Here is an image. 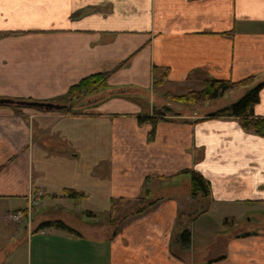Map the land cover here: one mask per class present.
Instances as JSON below:
<instances>
[{
  "label": "crops",
  "instance_id": "0c3cea01",
  "mask_svg": "<svg viewBox=\"0 0 264 264\" xmlns=\"http://www.w3.org/2000/svg\"><path fill=\"white\" fill-rule=\"evenodd\" d=\"M153 66L168 69L173 95L201 89L188 80L194 72L232 82L253 76L252 87L263 85L254 115L264 117V0H0V99L58 103L83 78L114 71L104 91L77 106L86 110L79 116L0 107V240L26 241L24 262L6 264H264V138L244 132L237 119L207 118L223 101L166 117L148 141L152 126L136 117L151 113L152 101L164 103L151 91ZM248 90L227 96L235 103ZM98 123L111 131L108 154L92 134ZM40 139L43 150L35 154ZM65 143L69 156L59 150ZM68 157L109 163V187L99 188L108 200L148 190L153 206L129 217L116 235L67 221L77 235L37 231L52 221L36 224L47 212L38 206L72 205L52 196L73 189L87 201L96 191L84 184L56 191L72 173ZM186 170L209 182L208 197L191 196ZM95 178L88 176L90 185ZM18 212L24 217L12 221ZM210 222L217 227L211 234ZM183 232L190 234L187 246Z\"/></svg>",
  "mask_w": 264,
  "mask_h": 264
},
{
  "label": "trees",
  "instance_id": "16d2710c",
  "mask_svg": "<svg viewBox=\"0 0 264 264\" xmlns=\"http://www.w3.org/2000/svg\"><path fill=\"white\" fill-rule=\"evenodd\" d=\"M125 63H122L116 67V69L122 68ZM114 71L111 72H98L91 74L78 83L72 85L64 97L61 99V103L65 105H71V108L66 111H61L59 113L69 116H79L81 114L77 113L74 110V105L81 106L84 104V99L94 96L95 94L104 91L108 87V81L111 78ZM169 71L167 68L153 66L151 69V91L153 94H159L160 88L167 83ZM196 74V72H194ZM191 75L189 79H195L199 81L198 83L201 85L200 90L190 89L184 95H173L172 93L166 92L162 95L164 100L170 104H179L184 107L197 109L207 102L218 100L224 96V94L229 90H238V89H249L243 97H241L235 104L220 109L214 113L207 115V118H234L237 119L241 129L244 132L251 133L257 137L264 138V117H257L254 115V106L259 102V93L262 89V84L254 85V77L250 76L244 78L237 82H232L229 80H215L211 79L205 75H200L198 77H193L195 75ZM251 88V89H250ZM30 100V99H28ZM168 105V106H169ZM1 107H9L14 111V113H19L27 108L21 106H1ZM41 112V111H39ZM166 112L170 113L171 110L169 107L164 106L161 109L154 108L152 110L151 115L139 114L137 116L138 125L150 124L152 126V130L148 135L147 140L151 141L154 137L155 127L157 123L164 121L167 122ZM179 114V113H178ZM177 114V115H178ZM176 116V115H173ZM182 174H188L190 176V192L193 198L202 197L206 198L210 195V184L206 181L198 172L192 170H186L181 172ZM150 193L148 190L144 191V193L135 198V200H127L126 199H111L110 200V210L107 212V221L110 224H113L116 220L113 215L116 212L115 204L119 202V204H123L126 202H137L138 205L135 207L134 215H140L145 212V210L151 206H153L154 202L149 200ZM53 198L56 195L52 196ZM61 197L66 199L82 200L85 195L82 192H77L73 189H63L61 191ZM141 204H147V206L139 207ZM132 211V209H131ZM90 213V212H87ZM128 214L124 215L123 219H126ZM96 216V215H95ZM94 217V216H93ZM93 219L96 220L94 217ZM92 219V220H93ZM126 222V221H125ZM123 224H121L122 226ZM120 226V228H121ZM45 228H56L67 231L70 234L77 235L75 231L70 229L61 221H50L41 223L37 227V231L43 230ZM119 228V229H120ZM118 229L114 231L113 234L116 235ZM190 234L189 232H183L181 235V244L183 246H187L189 244Z\"/></svg>",
  "mask_w": 264,
  "mask_h": 264
},
{
  "label": "rangeland",
  "instance_id": "374dc122",
  "mask_svg": "<svg viewBox=\"0 0 264 264\" xmlns=\"http://www.w3.org/2000/svg\"><path fill=\"white\" fill-rule=\"evenodd\" d=\"M191 82H192L193 88H197V86H201L198 83L199 81H191ZM168 91L176 92L175 89L172 88V84L170 82H167L165 85H163L160 88L159 94H157V96L162 97V95ZM233 91H237V90H229L225 93V97L223 99L221 98V100L218 99V100H213L210 102L211 103L214 102V103H212V105L213 104L217 105L220 102L224 101L223 102L224 105L222 107L223 108L229 107V106H231L237 102L236 101L235 103H232L231 98L227 96V95H229V93H231ZM233 93H235V92H233ZM87 99L88 98L84 99L83 101H85ZM163 100H164V98H163ZM85 102H87V101H85ZM152 102H153V104H155L154 108H156V109H161L164 106H167L170 108L171 112L170 113L166 112V115H167L166 117L177 115L178 113L184 114V115H186L185 112H187V114L191 113L190 112L191 108L184 107L183 105H179V104H170L169 105L165 100H164V103L162 105H160V103H157L156 100H154ZM210 102H207V104ZM58 103L64 104L61 102H58ZM84 109L85 108L79 109L76 107V105H74V110L79 114L83 113V111H86ZM29 110H33V109H29ZM200 110H201V108L200 109H193L192 114H194L195 112H200ZM55 113H59V112H55ZM59 114H61V113H59ZM142 114L146 115L144 113V109H143ZM151 114H152V112L148 113V115H151ZM198 116H200V115H198ZM136 119H137V117H136ZM101 125H105L106 129H100ZM92 130H93L92 134H97V137H99V139H101V142L100 143L98 142L99 145H97V149H102L103 152L107 151V154H108L111 150L110 149L111 148V131L108 128V123H102V124L98 123L97 126L95 128H93ZM151 130H152V128H151ZM151 130H150V132H151ZM149 133H148V135H149ZM148 135H147V138H148ZM39 142H44V140L40 139L39 141H34L33 151L35 152V154L38 151L43 150V148H40V146H38V144H41ZM71 146L72 145L70 143H67V144L65 143L59 150H62V149L66 150V152L68 153L67 156H69L72 152L70 149ZM79 146L81 148H83V146L88 147L87 145H83V144H80ZM55 150H57V148L49 147L47 149V153L49 155L57 154V153H54ZM67 161H68L67 165H70L72 173L71 174L67 173L66 176L61 178V181L59 182V185H58L59 187L56 189V191H59L65 187H70V188L80 190V189H82L81 187H79V186H81L80 184H84L86 186V188H88V190L92 189V190H96V191H92L90 193V199H88L87 201L83 200L84 198L82 200L77 199V200H71L70 201L69 199L61 197V194L59 196L55 197V198L60 197V198L64 199L65 201L74 205V207H73L74 210L71 208L72 205H66V203L64 201L62 202L63 203L62 205H61V203H57V204L53 203L51 208H48V207H45L42 205L38 206L39 200L36 201V198H34L32 200L33 204L31 205L30 210H29L30 213H28V214L29 215L31 214V217H32L33 209L38 206L37 209L40 212L47 211L46 212L47 215L44 214V215H41V217H40V215H37L36 224H38L40 222V218L41 219L42 218L43 219L49 218L52 221H61V222L67 221L69 223L73 222L77 225H86V226L89 225V223H90V225H94L96 223L95 224L96 228L109 227L110 232H113L116 229L119 230L121 224H124L125 221L128 220V218H129V217H126V219L122 220L123 216L126 214H128L127 216H133L134 215L133 209L135 207H137L138 203L137 202H134V203L133 202H126L123 204H119V202H116V204H115L116 212L113 215V217L116 220L114 221L113 224H110L107 221V214H108L107 212L110 210V200H108L109 193H107V195L104 192L101 193L99 188L100 187L104 188L106 186L109 187V184H106V181L103 180L105 174L107 175V177H110L111 169H110L109 163L98 162V163H96L97 166H93V163H88L86 160H83L82 158L72 159L70 157L67 158ZM34 175L36 176L35 173H34ZM89 175L96 176V178L93 179L92 181H93V184L96 183L97 186H99L98 189L94 188L93 184L90 185V183L88 181ZM39 199H41V197H39ZM114 199H120V198H114ZM123 199H126V201L127 200H130V201L135 200V198H123ZM144 206H147V204H141L139 207H144ZM81 208H83V211H77V210H80ZM131 209H132V211H131ZM89 211H91V212L87 213ZM93 216L96 218V220L93 219L94 218ZM16 227L17 226H15L14 228H16ZM205 228L209 231L208 233H210V234L213 233V231L217 230L216 225H214L212 222L207 223ZM0 231L3 232V229L1 227H0ZM104 232H105V230L102 231V233H104ZM20 234H22V233L20 232ZM3 238H6V237H2V239ZM196 239L201 240L197 237H196ZM16 242H17L16 236H13V238L11 240H9V239L0 240V255H4V257H6L5 258V264L7 262H9L10 260H11V262H13L14 259L18 260L20 263L24 262L25 253H26V241L20 245H18ZM13 244H15V246H12ZM13 247H15V248H13ZM15 251L17 252V254L11 255V253L15 252Z\"/></svg>",
  "mask_w": 264,
  "mask_h": 264
},
{
  "label": "water",
  "instance_id": "95a60500",
  "mask_svg": "<svg viewBox=\"0 0 264 264\" xmlns=\"http://www.w3.org/2000/svg\"><path fill=\"white\" fill-rule=\"evenodd\" d=\"M1 106H21L41 112H61L71 108V105L20 99H0Z\"/></svg>",
  "mask_w": 264,
  "mask_h": 264
},
{
  "label": "built area",
  "instance_id": "2783aa9c",
  "mask_svg": "<svg viewBox=\"0 0 264 264\" xmlns=\"http://www.w3.org/2000/svg\"><path fill=\"white\" fill-rule=\"evenodd\" d=\"M33 204V201L30 203V205ZM24 217L23 213L21 212H18V213H12L9 215V218L12 220V221H16L18 222L20 219H22Z\"/></svg>",
  "mask_w": 264,
  "mask_h": 264
}]
</instances>
